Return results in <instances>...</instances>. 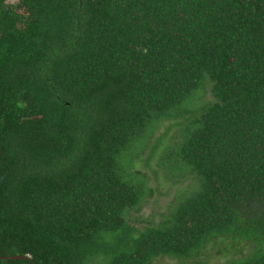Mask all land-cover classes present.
<instances>
[{"label":"trees","instance_id":"obj_1","mask_svg":"<svg viewBox=\"0 0 264 264\" xmlns=\"http://www.w3.org/2000/svg\"><path fill=\"white\" fill-rule=\"evenodd\" d=\"M166 262L264 264V0H0V264Z\"/></svg>","mask_w":264,"mask_h":264},{"label":"rangeland","instance_id":"obj_2","mask_svg":"<svg viewBox=\"0 0 264 264\" xmlns=\"http://www.w3.org/2000/svg\"><path fill=\"white\" fill-rule=\"evenodd\" d=\"M10 1L13 2V1H15V0H10ZM150 179H151V178H150ZM151 181H152V180H151ZM189 182H190V180H188V181L186 182V184L189 183ZM174 190H175V188H173V190H171V192H173ZM153 197H154V196H153ZM153 197L150 198L151 201H152ZM165 199H166V198H163V199H162V202L159 203L160 206H161V208L164 207V203L166 202ZM150 200H149V201H150ZM163 202H164V203H163ZM141 212H142V214H143L144 216L147 215L149 212H151L150 203L145 204V205L143 206ZM166 264H169V262H166Z\"/></svg>","mask_w":264,"mask_h":264},{"label":"water","instance_id":"obj_3","mask_svg":"<svg viewBox=\"0 0 264 264\" xmlns=\"http://www.w3.org/2000/svg\"><path fill=\"white\" fill-rule=\"evenodd\" d=\"M16 258V257H15Z\"/></svg>","mask_w":264,"mask_h":264}]
</instances>
